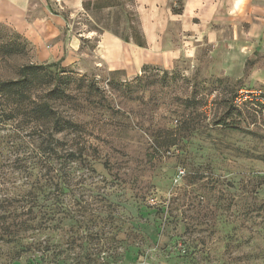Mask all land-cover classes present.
Wrapping results in <instances>:
<instances>
[{
	"label": "rangeland",
	"instance_id": "374dc122",
	"mask_svg": "<svg viewBox=\"0 0 264 264\" xmlns=\"http://www.w3.org/2000/svg\"><path fill=\"white\" fill-rule=\"evenodd\" d=\"M101 6L49 2L66 23L38 47L0 25V81L43 66L33 99L61 121L36 128L0 108V216L33 188L9 241L0 220V264H264V96L236 101L264 92V48L239 80L206 49L127 74L130 52L105 34L135 36L140 12L135 0ZM44 141L53 161L36 156Z\"/></svg>",
	"mask_w": 264,
	"mask_h": 264
},
{
	"label": "crops",
	"instance_id": "0c3cea01",
	"mask_svg": "<svg viewBox=\"0 0 264 264\" xmlns=\"http://www.w3.org/2000/svg\"><path fill=\"white\" fill-rule=\"evenodd\" d=\"M51 1L80 13L88 0H0V25L38 47L66 23L61 14L51 12ZM33 2L42 3L44 17L31 18V13H37ZM135 4L140 12L139 31L144 44L126 42L112 32L105 34L114 43L111 49L115 53L120 49L130 52L126 57L127 74L137 75L147 66L163 64L166 56L180 57L186 52L192 62L206 49L220 54L223 72L239 80L248 60L264 48V0H135ZM54 48L60 52L63 45L61 48L56 44ZM53 54L56 56L55 51ZM156 54L161 56L159 63L151 59Z\"/></svg>",
	"mask_w": 264,
	"mask_h": 264
},
{
	"label": "trees",
	"instance_id": "16d2710c",
	"mask_svg": "<svg viewBox=\"0 0 264 264\" xmlns=\"http://www.w3.org/2000/svg\"><path fill=\"white\" fill-rule=\"evenodd\" d=\"M110 1L119 2V0H110ZM103 2L106 3L108 2V0H88L84 2L83 8L87 12L93 6L94 9H101L103 8L101 6ZM110 32L122 38L126 42H130L131 40H133L140 45L144 44L143 42H141L142 35L140 37L141 34L140 31L139 33H135V36L132 37L125 36L124 34H119L115 31H110ZM137 37L141 39L138 40ZM42 68L43 66L41 65H34V64L27 65L20 70L21 77L19 79L0 81V108L3 109V111L1 112L4 115V118H6V121L25 118V119H29L36 126V128H43V126L50 123L56 129H58V127L61 126V121L54 113L53 108L51 107L49 102L38 101L33 99L32 91L35 89L34 88L35 84L38 82V80H40L39 79L40 71L42 70ZM146 68L147 67H145L144 69ZM69 126H73V123L69 122ZM38 139H40V135L38 136ZM35 149H36L37 157H39L40 155L50 156V160L53 161L55 148H52V144L49 141L41 142ZM69 157H70L69 160H72L76 158V155L74 153H71ZM29 158H31L30 161H28ZM29 158H26L24 163L29 164V166L28 165L26 166L27 170H30V172H32V170L38 166V160L36 162L34 161V159L36 160L35 156ZM41 161H43V159ZM27 170H26V174H28ZM31 196L33 197V188H31L30 190L28 189L24 193H19L15 199L18 202V207H16L14 211H11V209H9L10 207L7 205L8 202L4 205L5 206L4 211L3 214L0 216L1 218L0 220L2 221L3 234L8 238L7 239L8 241L11 239V236L13 234L17 235L19 233L18 232L19 230H17V232L15 231L12 232L11 228L14 226H18V228L20 229L23 226L21 225L20 222L17 223L18 218H21L22 216V210L24 208V205L21 206L22 200L24 198L26 199V197H31ZM38 199L39 197H35L33 201L34 204H37ZM36 208L37 205L35 206V210ZM11 221H13L14 224L13 222L11 223Z\"/></svg>",
	"mask_w": 264,
	"mask_h": 264
},
{
	"label": "built area",
	"instance_id": "2783aa9c",
	"mask_svg": "<svg viewBox=\"0 0 264 264\" xmlns=\"http://www.w3.org/2000/svg\"><path fill=\"white\" fill-rule=\"evenodd\" d=\"M264 96V92L263 91H259V93H257L256 91H249V90H245V89H241L236 97V101L240 102L241 98L244 97V100H253L254 96H260V95ZM254 100H260V99H254ZM179 175H184V171H181L179 173Z\"/></svg>",
	"mask_w": 264,
	"mask_h": 264
}]
</instances>
